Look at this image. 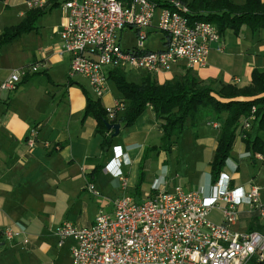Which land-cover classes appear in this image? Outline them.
Wrapping results in <instances>:
<instances>
[{
    "label": "crops",
    "instance_id": "1",
    "mask_svg": "<svg viewBox=\"0 0 264 264\" xmlns=\"http://www.w3.org/2000/svg\"><path fill=\"white\" fill-rule=\"evenodd\" d=\"M62 1L44 7L46 11L33 31L0 49V84L13 72L29 67L37 69L36 73H27L13 92L0 93V264H71L70 251L75 242L67 239L59 247L54 235L55 228L62 223L89 227L99 211L112 213L113 202L123 195L140 203L147 194L171 193L176 188L194 192L174 184L167 168V157L187 147L188 140L195 143L191 144L192 149L202 157H209L210 177L209 165L222 123L210 110L203 111L195 129L185 123V131L169 152L161 149L158 126L162 121L155 118L150 107L131 126L119 124L116 137L109 132L111 140L108 148H103V138L95 132V119L84 115L83 91L105 111L113 108L121 97L112 99L108 87L102 98L95 99L86 79L69 78V56L57 54L64 22ZM231 2L243 6L245 0ZM28 11L24 0H0V33L23 22ZM254 70L264 72V29L252 32L242 25L236 34L226 29L219 43L211 46L206 66L190 74L206 83L244 88L250 84ZM185 71L184 62H180L154 80L158 84L179 80ZM144 75L140 74L137 81ZM125 109L124 104L123 110L116 114L117 119ZM31 140L33 145L29 146ZM235 145L234 141L233 148ZM114 148L126 154L129 165L113 166ZM236 153L240 161L244 157L252 158L253 164L264 160V156L246 153L241 139ZM118 170L124 182L113 176ZM229 176L231 188L246 191L254 185L251 181L241 183L235 174ZM88 183L94 185L99 197L85 190ZM215 195L216 190L206 196ZM213 210L218 214L213 224L221 223V211ZM6 230H12L18 237L6 240ZM232 230L264 233V219L247 206H239ZM23 236L28 238V245L21 243Z\"/></svg>",
    "mask_w": 264,
    "mask_h": 264
},
{
    "label": "built area",
    "instance_id": "2",
    "mask_svg": "<svg viewBox=\"0 0 264 264\" xmlns=\"http://www.w3.org/2000/svg\"><path fill=\"white\" fill-rule=\"evenodd\" d=\"M28 10L43 9L57 0H24ZM60 10L64 22L59 32V56H69L72 79L87 80L92 94L102 98L108 91L111 73L124 69L140 70L151 76L170 72L180 62L186 70L206 66L213 44L219 43L216 27L205 22L190 23L186 5L168 0L162 7L149 0H63ZM134 30L136 46L122 48L121 33ZM149 30L163 37V48L146 49ZM36 67L11 73L1 84L0 93L13 92L27 73ZM124 104L117 101L106 110L112 121ZM255 109H252V114ZM245 120L241 133L249 132L254 116ZM244 134L241 138H244ZM240 135V134H239ZM238 135V138L240 136ZM33 145L32 140L28 142ZM113 166L129 165L126 154L114 148ZM114 177L124 182L118 170ZM125 184L123 183V186ZM216 195L203 197L196 192L176 188L171 193L147 194L140 203L123 195L113 202L112 213L99 211L94 223L78 228L64 222L54 230L61 247L72 239L71 264H247L264 262V233L234 232L237 208L247 206L264 219V196L255 185L246 191L230 187V179L221 172L215 183ZM85 190L99 193L88 183ZM221 211L222 221L213 224L211 210ZM6 240L18 237L12 230ZM25 246L28 238L21 239Z\"/></svg>",
    "mask_w": 264,
    "mask_h": 264
},
{
    "label": "trees",
    "instance_id": "3",
    "mask_svg": "<svg viewBox=\"0 0 264 264\" xmlns=\"http://www.w3.org/2000/svg\"><path fill=\"white\" fill-rule=\"evenodd\" d=\"M117 1L128 3L130 0ZM149 1L162 7L168 0ZM176 1L187 6V18L190 23L212 24L219 36L226 29L236 34L242 25L248 26L252 32L264 29V3H261V0H245L243 6H236L231 0H193L190 3L187 0ZM45 11L29 10L23 22L15 27L5 28L0 33V49L33 31L37 20ZM109 79L114 82L121 97L120 101L126 105L118 119L116 116L109 121L99 102L91 100L83 91L86 98L84 115L95 119V132L103 138V148H108L111 140L104 127V121L129 127L150 107L155 118L162 121L158 128L161 132V149L165 152L171 150L176 138L185 131V123L189 122L190 129L196 128L203 111L210 110L216 119L222 120L214 156L209 165L212 184L216 183L230 158L234 141L239 134L246 153L251 156H264V72L254 70L250 76V84L244 88L206 83L191 75L189 70H186L179 80L162 84L156 83L154 76L149 74H145L138 83L128 82L121 71L111 73ZM68 81L71 85L70 80ZM252 109H255L253 114ZM251 114L254 121L249 132L241 133L244 121L249 119ZM242 134L245 135L244 138H241Z\"/></svg>",
    "mask_w": 264,
    "mask_h": 264
},
{
    "label": "rangeland",
    "instance_id": "4",
    "mask_svg": "<svg viewBox=\"0 0 264 264\" xmlns=\"http://www.w3.org/2000/svg\"><path fill=\"white\" fill-rule=\"evenodd\" d=\"M148 32V38L146 40L145 46L150 51H157L163 48V37L157 31L154 30ZM120 45L122 48L134 47L136 46V37L134 30H125L122 33ZM125 79L128 82L138 83L137 78L140 74H146L140 70H134L126 68L123 71ZM155 77V76H154ZM78 78V76H75ZM159 79V78H157ZM158 81V80H157ZM88 83V82H87ZM108 87L110 96L113 98H120V94L116 90L114 82L110 79L108 80ZM94 96V95H93ZM95 99H97L94 96ZM106 109L108 107H105ZM254 130V128H253ZM252 130V131H253ZM251 133V132H250ZM195 143L193 141H187L186 146L182 151H176L167 157L170 175L173 176L174 184L184 189V191L194 190V192L199 193L201 196L208 197L210 193H214L215 184H212L211 177L208 175V156L202 157L200 152L196 149H192ZM235 147L233 148L230 158L226 161L223 172L226 174L236 175V179L241 183L253 182V184L260 189L261 193H264V160L257 161L255 164L252 163V158L244 157L245 159L240 161V156H237V144H239V139L236 137ZM189 146V147H188ZM184 150V151H183ZM180 155V156H179ZM235 157V159H232ZM238 161V163L236 162ZM177 162V163H176ZM176 163V166H175ZM160 164L158 163L157 166ZM232 166V170H229ZM231 177V176H229ZM170 182V180H169ZM209 193V194H206ZM212 223L218 220L217 211L212 210L210 212L209 218Z\"/></svg>",
    "mask_w": 264,
    "mask_h": 264
},
{
    "label": "water",
    "instance_id": "5",
    "mask_svg": "<svg viewBox=\"0 0 264 264\" xmlns=\"http://www.w3.org/2000/svg\"><path fill=\"white\" fill-rule=\"evenodd\" d=\"M105 129L108 132H111V136L114 138L118 135L119 133V129H120V125L119 124H111L109 122H103Z\"/></svg>",
    "mask_w": 264,
    "mask_h": 264
}]
</instances>
